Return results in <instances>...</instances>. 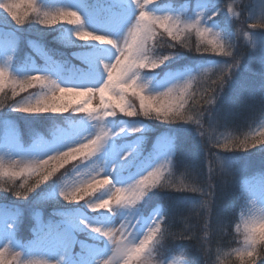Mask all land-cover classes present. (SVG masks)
<instances>
[{"label": "snow or ice", "instance_id": "snow-or-ice-1", "mask_svg": "<svg viewBox=\"0 0 264 264\" xmlns=\"http://www.w3.org/2000/svg\"><path fill=\"white\" fill-rule=\"evenodd\" d=\"M23 2L0 0V109H6L0 111V193L28 201L41 185L51 187L46 182L65 164L78 160L73 175L65 173L48 195L82 208L42 229L32 245L15 243L22 216L13 225L7 212L0 213V264H195L188 246L164 250V240L175 235L170 210L153 206L149 194L165 188L204 194L172 180L175 158L190 134L222 150L208 151L216 175H235L242 167L227 154H264V31H232L230 17L241 15L236 0L226 5L227 13L222 0H27L21 12ZM248 19L249 29H264V0L249 8ZM25 25L35 38L24 37ZM49 34L75 49L79 65L47 46ZM193 35L196 53L221 59L172 69L182 55L178 47L193 50ZM165 37L175 51H159ZM241 37L247 59L233 51ZM165 67L166 78L157 79L156 70ZM208 73L216 76L212 86L192 92ZM30 89L35 91L20 96ZM189 101L193 106L203 101L204 107L193 111ZM243 101L260 103L258 126L250 124L242 137L218 134L221 121ZM135 117L169 126L147 155V126ZM21 119L48 121V138L33 129L32 143L24 147ZM194 166L195 160L186 158L185 167ZM237 191V246L217 247L212 260L211 249L202 244L204 264H257L264 258V173L259 181L242 179ZM211 204L206 198L198 206L210 213ZM217 221L222 229L230 227L219 216ZM80 231L90 242L74 254Z\"/></svg>", "mask_w": 264, "mask_h": 264}, {"label": "trees", "instance_id": "trees-1", "mask_svg": "<svg viewBox=\"0 0 264 264\" xmlns=\"http://www.w3.org/2000/svg\"><path fill=\"white\" fill-rule=\"evenodd\" d=\"M177 4L184 2V0H175ZM260 0H236L235 10L240 12L241 15L237 19L236 17H230L233 20L232 31L236 32L238 29L243 28L246 31H264V29L251 30L248 28V24L252 21L248 19L249 8L252 5H258ZM232 3V0H222L224 11L227 13L226 5ZM27 10V5L22 4L19 11L23 12ZM6 15V14H4ZM10 19V18H9ZM14 26V25H13ZM39 27V26H37ZM25 31L23 33L25 38L31 36L35 38V33L30 32L28 26H24ZM49 48L55 49L58 52L63 53L65 57L71 60L73 64L79 65V61L73 56L74 48L59 44L53 39V34H49L45 37L44 41ZM245 41L241 37L237 47L233 49L237 57L247 59L248 48H246ZM193 50L189 51L187 48L176 49L181 52V57L176 61L171 68L191 67L190 63L195 62L197 64L205 63L211 65L215 60L221 59L215 57L212 54H198L194 51L195 36L192 37ZM159 51L167 54L173 49L167 48V40L164 38L163 46ZM30 49L26 46L23 48V53L27 54ZM36 61L41 59L38 56H34ZM229 59V58H223ZM169 69L167 67L156 70L163 72ZM208 80L205 83H196L193 85L192 92L199 90L203 91L205 87H210L211 81L216 79L214 73H208ZM28 92L21 93L20 96H26ZM20 97H18L19 99ZM138 107V102H137ZM189 107L195 111L196 107L201 109L204 107L203 101L200 105L193 106L192 101H189ZM6 109H0L3 111ZM261 112V105L258 101L248 102L243 101L238 106L231 110L226 120H222L217 127V133L223 135L243 136L249 130V125L255 128L259 124V115ZM16 115V114H14ZM23 116L24 114H18ZM52 115V114H44ZM63 115H69L65 113ZM77 118L81 114H73ZM122 120H128L130 118L120 116ZM131 119L142 120L147 126L146 144L150 145L154 139L164 133L169 126L162 124L161 121L155 119H147L144 117H135ZM253 119H256V123H251ZM17 126L20 129L24 144L32 143V132L35 130L36 134L45 137L47 135L49 122L45 120H38L31 124L21 119L17 122ZM207 127V121H205ZM195 128V125H192ZM190 128V126H185ZM215 139V135L213 137ZM209 149L212 152H221L219 148H212L211 145L205 146L199 140L198 135L190 134L187 141L181 146L179 152L174 161L172 168V180L174 182L183 181L185 185L191 187H197L203 189V195L200 192L183 191L177 192L173 189H155L152 196V205H163L170 210L168 219L170 221V231L175 235L167 237L163 244L164 250L175 249L178 245H185L192 249L195 256V264H204V256L201 254L200 246L203 244L204 248L211 249L213 255L211 257L214 260L217 247L223 248L225 251L230 247L237 246V237L234 231L235 223L239 213V204L241 203L238 196V183L242 179H256L262 176L264 173V154L253 150L251 154L237 153L227 154L229 157L236 159L240 162L242 167L235 175L221 176L213 174L217 169L214 164V160L208 157ZM187 159H194L195 166L193 168H186L185 161ZM78 163V160L70 161L65 164L63 168L49 179L46 185H41L29 198L28 201H16L10 194L0 193V213L7 212L10 217V221L13 225L17 223L18 217L22 216L20 220V227L18 230H14V238L17 243L21 245H27L29 241L41 234V230L45 227H54L60 223L62 217L69 215L72 209L82 208V205H65L63 201H58V198L49 196L50 192L54 191L55 183L59 181L65 173L70 175L73 166ZM211 186L212 196H208V186ZM206 198L212 200L211 212H207L205 209L200 208L198 203ZM87 199V198H86ZM81 204L83 201L80 202ZM197 205V206H193ZM19 210H23L20 212ZM38 211L37 218L35 212ZM221 217L224 224H229L230 227H220L217 221V217ZM78 241H89V237L80 231L76 234ZM206 242V243H205ZM257 264H264V258H258Z\"/></svg>", "mask_w": 264, "mask_h": 264}, {"label": "rangeland", "instance_id": "rangeland-1", "mask_svg": "<svg viewBox=\"0 0 264 264\" xmlns=\"http://www.w3.org/2000/svg\"><path fill=\"white\" fill-rule=\"evenodd\" d=\"M22 4H26L27 5V0H24V2L23 3H21L20 4V7L22 6ZM20 9V8H19ZM2 11L3 10H0V13H2ZM6 14V13H5ZM34 58V57H33ZM35 59V58H34ZM37 59H35V61H36ZM36 63L39 65V64H42L43 63V61L41 60V62L40 61H36ZM77 65V64H76ZM190 66L191 67H195L196 66V63L195 62H192V63H190ZM182 68H185V66H183ZM182 68H172V69H182ZM169 72V69H166V70H164L163 72H158V76L156 77L157 79H164V78H166V75H167V73ZM33 91H35V89H32V92ZM98 101H93V104H95V103H97ZM82 115V114H81ZM147 134V133H146ZM43 138H45V139H47L48 138V136L47 135H45V137H43ZM156 139V138H155ZM155 139H154V141L150 144V145H148V146H144V152H145V155H147V153L148 152H150L151 151V149H152V145H153V143L155 142ZM146 141H147V137H146V135H145V140H144V145L146 144ZM31 145V143L30 144H24V147H29ZM71 175H73V172L71 171V173H70V175L69 176H71ZM262 178V176H259L258 178H256V179H250V180H254V181H259L260 179ZM80 210H81V208H78V209H76V214H79L80 213ZM83 212H87V209H83ZM70 214H73L72 212L70 213ZM69 214V215H70ZM89 215L90 216H96L97 214H95V213H89ZM9 219H10V217H9ZM116 222H118V221H116ZM56 226H58V225H56ZM55 226V227H56ZM13 236H14V234H13ZM77 236V235H76ZM37 237L38 236H36L34 239H32L31 241H29L28 243H27V245H32L33 244V242H35L36 240H37ZM77 239V238H76ZM14 240H15V238H14ZM15 243L17 244V245H21V244H19V243H17L16 242V240H15ZM89 243V241H79V243H77L76 244V246L74 247V249H73V253L74 254H79V253H81V251H82V248H81V244H88ZM40 245H36V247H39Z\"/></svg>", "mask_w": 264, "mask_h": 264}, {"label": "clouds", "instance_id": "clouds-1", "mask_svg": "<svg viewBox=\"0 0 264 264\" xmlns=\"http://www.w3.org/2000/svg\"><path fill=\"white\" fill-rule=\"evenodd\" d=\"M181 264H183V262L181 261Z\"/></svg>", "mask_w": 264, "mask_h": 264}]
</instances>
